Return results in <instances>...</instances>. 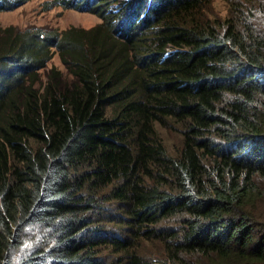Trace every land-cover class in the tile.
<instances>
[{
  "label": "trees",
  "instance_id": "obj_1",
  "mask_svg": "<svg viewBox=\"0 0 264 264\" xmlns=\"http://www.w3.org/2000/svg\"><path fill=\"white\" fill-rule=\"evenodd\" d=\"M225 1L58 0L102 23L0 27V264H154L148 241L157 264H264V0Z\"/></svg>",
  "mask_w": 264,
  "mask_h": 264
},
{
  "label": "rangeland",
  "instance_id": "obj_2",
  "mask_svg": "<svg viewBox=\"0 0 264 264\" xmlns=\"http://www.w3.org/2000/svg\"><path fill=\"white\" fill-rule=\"evenodd\" d=\"M58 0H30L22 5H15L12 10H7L0 13V27L2 28H15L17 31H23L31 28L42 29L47 32L58 31L62 32L69 27H81L90 29L102 23V18L88 11L78 9H65L57 3ZM204 5L209 7V10L214 13L218 18H224L228 15V7L225 0H206ZM92 7V5L90 6ZM65 71L60 56L55 54L51 60L48 69L42 73L43 82L47 81L46 75L51 67ZM163 140L169 145L170 148L178 147L181 141V134L173 132L169 129H161ZM264 188V186H263ZM264 204V201L258 203V206ZM110 234H118L116 230L109 232ZM145 241V240H141ZM157 246L155 242L148 241L143 245V254L157 264ZM105 262L110 260L103 255ZM111 264V263H110Z\"/></svg>",
  "mask_w": 264,
  "mask_h": 264
}]
</instances>
